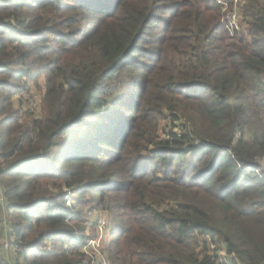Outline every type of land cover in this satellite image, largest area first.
I'll return each mask as SVG.
<instances>
[{
  "label": "trees",
  "instance_id": "obj_1",
  "mask_svg": "<svg viewBox=\"0 0 264 264\" xmlns=\"http://www.w3.org/2000/svg\"><path fill=\"white\" fill-rule=\"evenodd\" d=\"M224 1L0 0V200L16 264H87L93 209L109 215L111 264H264V0L240 1L237 28ZM41 77L29 122L23 95Z\"/></svg>",
  "mask_w": 264,
  "mask_h": 264
},
{
  "label": "rangeland",
  "instance_id": "obj_2",
  "mask_svg": "<svg viewBox=\"0 0 264 264\" xmlns=\"http://www.w3.org/2000/svg\"><path fill=\"white\" fill-rule=\"evenodd\" d=\"M216 1V0H215ZM222 1V0H221ZM224 1V0H223ZM227 9H228V7H227V5L224 7V11H227ZM236 13L237 14V18L239 19L240 18V10L239 11H237V10H234L233 12H231V13H229L228 14V16H227V18H228V20H229V16L232 14V13ZM163 16H165V13H164V11H162L161 13H160V17L159 18H161V21H162V18H164ZM240 20V19H239ZM161 21L160 20H156L155 22H154V24H152L151 25V27H150V29H149V31L146 33V42H147V46H146V48L147 49H149V50H151V51H154V52H157V50L159 49V47H160V44H158V35H157V33L156 32H160L161 30L158 28L159 26L161 27H164V24H162L163 23V21H162V23H161ZM167 28V29H166ZM165 29H164V32L165 31H167L168 29H169V27H168V25H167V27H166ZM144 63H148V59H144V60H142ZM129 71H131V70H127L126 72V75L127 74H129ZM131 72H133V74H134V78H137V74L134 72V71H131ZM137 80V79H136ZM45 83H46V78L45 77H41L38 81H37V85H33V84H30L29 85V89H30V91L29 92H26L23 96H24V99L22 100L23 101V106L24 107H26V109H28L29 108V110H30V112L29 113H31V114H28V115H26L27 117H29L28 118V121L29 122H31V115L32 114H34L35 116H39L40 115V108H41V99H42V97H43V94H44V90H45ZM131 86H137V83H131L130 84V86L129 87H131ZM141 86V84L139 83L138 84V88ZM128 87V88H129ZM132 95H133V91H131V90H129V92L128 93H126V95H125V97L123 98V99H126L127 101H129L130 99H131V97H132ZM18 97V96H17ZM16 97V98H17ZM16 107H18V108H20V105H18L17 106V104H16ZM127 110V109H126ZM126 110H125V113H126ZM118 114V113H117ZM34 116V117H35ZM165 123L166 122H164L162 125H161V129H160V131H159V136H160V139H162L166 134H167V132H168V130L169 129H171L172 128V126L170 125V127H169V125H167V127H166V125H165ZM178 123H176L175 124V126H177L175 129H174V131L173 132H175V133H177V134H181V133H183V131H182V127L179 125H177ZM264 159H262L261 161H260V163H261V171L264 173ZM261 174V173H260ZM66 190V192H67V195H65V199H66V202H67V204H68V206H70V207H72L73 206V204H75V200L74 201H72V199H71V197H72V195H71V191L69 190V189H65ZM71 195V196H70ZM91 199H92V197L91 196H88L87 197V201H88V203L87 204H85L84 205V211H85V209H87V207L88 208H91L90 206H94L92 203H91ZM2 203H3V201H2ZM4 205V204H3ZM94 208H96L95 206H94ZM97 211V212H95V211ZM85 212H87V211H85ZM87 216H92L93 218H92V220L94 221V220H99L98 221V224H99V222L100 221H102V220H104V219H108L109 220V218H108V213H105L104 211H102V210H99V209H93V211L92 212H88L87 214H86ZM91 223L89 222V225H90ZM97 224V225H98ZM88 225V224H87ZM11 228V227H10ZM2 233V232H1ZM91 233H93V234H91V236H94V234H95V236L94 237H92V238H89V240H87V243H86V245H88V244H90V241H93V240H97L98 239V237H99V232H98V229L96 228V230L94 229V228H91ZM88 234H90V233H88ZM0 236H3L2 234L0 235ZM6 241V240H5ZM14 242V241H13ZM12 242V245L10 244V242H8L9 244H8V250H4V251H2L1 253H0V259H2V262H6V264H16V262H17V260H18V253H19V251H17L16 250V245H14V243ZM105 242H106V239H103L102 240V242H101V249H100V247H96L94 244H91V245H89V248H87L86 249V251L87 252H89V254L87 253V257H88V260H87V262H88V264L89 263H91L92 264V262H94L95 264H100V261H99V263H98V260L96 259V258H94V254L95 253H97V252H101L102 254H103V257H104V259L106 260V262H107V264H111L110 262H109V260H108V256H107V253L105 252ZM85 245V246H86ZM106 245H107V243H106ZM94 246V247H93Z\"/></svg>",
  "mask_w": 264,
  "mask_h": 264
},
{
  "label": "built area",
  "instance_id": "obj_3",
  "mask_svg": "<svg viewBox=\"0 0 264 264\" xmlns=\"http://www.w3.org/2000/svg\"><path fill=\"white\" fill-rule=\"evenodd\" d=\"M219 4H222L224 6H226L227 4L225 3V1H221V0H216ZM241 0H235V10L239 11V3ZM231 13V12H230ZM240 19V18H239ZM239 19L237 18V14L234 12L229 16V22H230V27L231 28H237ZM2 185L0 183V196H1V189ZM2 201V200H0ZM4 204V205H3ZM0 210L2 211V222H3V227H2V235L0 236V253L4 250H8V242H10L9 240V236L11 234V223L9 218H7L5 211V202L3 201V203L1 202L0 204ZM98 232H99V237L97 240H93L90 241V244L86 245L83 248V253L85 255H87V253L89 254V252L86 251L87 248H89V245L94 244L96 247H100L101 249V242L103 239H106V237L108 236V224L107 221L104 219L102 221L99 222L98 226H97ZM6 240V241H5ZM11 244V243H10ZM12 245V244H11ZM17 251H20L18 246H15ZM94 247V246H93ZM94 258H96L99 261L102 262V264H107L106 260L103 257V254L100 252H97L94 254ZM88 264V263H87ZM91 264V263H89ZM92 264H95L94 262H92Z\"/></svg>",
  "mask_w": 264,
  "mask_h": 264
},
{
  "label": "crops",
  "instance_id": "obj_4",
  "mask_svg": "<svg viewBox=\"0 0 264 264\" xmlns=\"http://www.w3.org/2000/svg\"><path fill=\"white\" fill-rule=\"evenodd\" d=\"M106 220V219H105ZM107 221V224H108V220H106ZM108 236L106 237V241L108 240V238H109V235H110V229H109V224H108ZM99 263V262H98ZM100 264H102V262L100 261Z\"/></svg>",
  "mask_w": 264,
  "mask_h": 264
},
{
  "label": "water",
  "instance_id": "obj_5",
  "mask_svg": "<svg viewBox=\"0 0 264 264\" xmlns=\"http://www.w3.org/2000/svg\"><path fill=\"white\" fill-rule=\"evenodd\" d=\"M260 167L262 166L261 163H259Z\"/></svg>",
  "mask_w": 264,
  "mask_h": 264
}]
</instances>
